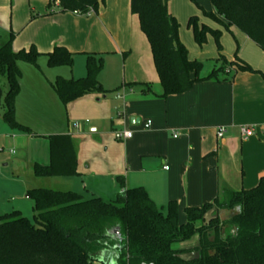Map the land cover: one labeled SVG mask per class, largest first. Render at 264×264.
Here are the masks:
<instances>
[{"label": "crops", "instance_id": "crops-1", "mask_svg": "<svg viewBox=\"0 0 264 264\" xmlns=\"http://www.w3.org/2000/svg\"><path fill=\"white\" fill-rule=\"evenodd\" d=\"M169 11L178 18L170 5ZM212 28L220 27L214 24ZM221 30L223 40L224 29ZM228 32L235 40L243 37L236 28ZM12 34L15 52L35 46L45 55L56 46H63L75 56L95 54L96 59L102 58L107 65L99 82L105 91H111L91 94L64 106L53 82L58 77L84 78L85 71L75 69L71 77L53 72L47 67L45 56L39 59L38 68L19 66L22 78L16 117L33 134L13 130L0 113V141L3 145L10 138L29 143L44 141L49 147V136L70 135L78 157V176L38 179L32 175V168L35 164L48 165L50 151L41 160L33 155L31 161L18 166L36 182L28 191H74L86 198L96 195L111 201L123 191V181L126 189L144 188L164 211L171 201H176L183 224L185 208L222 198L225 188L252 189L264 177L263 163L259 160L260 164H252L256 147L264 146V77L239 72L232 81L197 83L182 95L158 97L163 90L151 48L138 17L131 13L130 0H106L98 14L88 16L62 13L57 4L50 6L49 0H0V47ZM104 37L117 43L124 37L130 42L115 50ZM243 39L252 58L242 48L238 57L264 74V50L247 36ZM236 43L238 48L240 43ZM112 57L125 62L123 77L116 71L113 82ZM24 83L28 90L22 94ZM134 83L150 85L153 94L142 93L143 87H131ZM148 121L152 122L149 129ZM242 127H253L255 135L244 140ZM219 128L226 129L223 139L217 136ZM122 129L131 131L133 137L117 141L114 132ZM26 197L29 199L28 194ZM185 245L188 246H182Z\"/></svg>", "mask_w": 264, "mask_h": 264}, {"label": "trees", "instance_id": "trees-1", "mask_svg": "<svg viewBox=\"0 0 264 264\" xmlns=\"http://www.w3.org/2000/svg\"><path fill=\"white\" fill-rule=\"evenodd\" d=\"M62 13L88 16L98 14L106 0H49ZM214 11H202V16L227 31L236 28L264 50V0H211ZM170 0H130L131 13L138 17L153 55L154 66L162 87L158 97L182 95L195 84L219 81V73L233 68L235 73L257 72L238 57L228 63L224 56L223 31L201 23L191 16L187 26L200 47L211 35L219 57L208 77H202L203 63L191 59L181 42L180 23L169 11ZM14 34L0 47V77L8 84L4 95L0 86V105L4 102L3 121L13 130L33 134L30 127L16 117V99L21 90L20 63L39 67L45 56L49 68L72 67L75 54L56 46L41 54L35 46L28 50H13ZM87 75L80 79L56 78L52 87L64 106L85 96L109 94L99 82L103 59L86 54ZM126 57V54L124 55ZM260 73V72H259ZM262 74V73H261ZM264 77V74H262ZM142 93H152L150 85ZM50 162L35 164L32 175L38 179L70 178L79 175L77 150L70 135L48 137ZM114 200L99 196L84 197L74 191L34 188L28 191L33 202L34 220L21 212L0 213V264H264V177L252 189H224L217 197L199 207L184 209L186 221L180 224L179 206L171 201L165 211L158 208L144 188L126 189ZM230 212L229 217L225 213ZM198 238L199 245L189 252L196 259L183 257L187 251L177 249Z\"/></svg>", "mask_w": 264, "mask_h": 264}, {"label": "rangeland", "instance_id": "rangeland-1", "mask_svg": "<svg viewBox=\"0 0 264 264\" xmlns=\"http://www.w3.org/2000/svg\"><path fill=\"white\" fill-rule=\"evenodd\" d=\"M169 5L171 10L177 13V17H178L177 20L180 23L179 35L181 42L188 49L189 56L191 59L193 60L196 59L203 63L202 77H208L216 67H220L221 65H223L222 62H217L219 53L217 50L215 40L211 35H208L207 43L203 47H200L195 43L193 39L192 30L188 28L187 22L189 17L198 16L200 17V21L203 19L201 23L203 22L211 27H213L215 24L217 25L218 28L220 27L219 28L220 30L224 29V27H222L221 25L213 23L212 21L202 16V11L199 9L198 6L202 7L204 10L209 12L214 11L211 0H170ZM181 34H182V39H181ZM224 35H225L224 39L222 40V46H223L222 53L224 54V56L228 61V63L225 65L226 68H231L229 66V63L230 60L232 62V59L234 58V53L237 51L236 41L240 43L239 51L240 48H242L243 50L246 51V55L252 58L250 51L246 50L245 44H243V40H244L243 38H246L245 35L241 33L243 37L235 40V38H233V36L230 35L226 29H224ZM105 39L110 42L109 44L111 48L115 50H117L120 46L127 45L130 42L128 38H124V37H120V40L118 39L119 41L118 43L115 42L110 37H106ZM187 44L188 45L190 44V46H188ZM127 51H131V49L128 48ZM116 58L117 57H112L111 58L112 61L110 62V67L113 68L114 71V74L112 75L110 80L111 82H113L115 79L116 76L115 73L118 72V76L121 77H123L125 73V62L124 61L122 62L120 57H118L119 59ZM86 59H87L86 56H75L74 64L72 67L66 65L54 67V68H49L48 66L47 67L51 70L54 69L53 72H64L66 73V75H69V77L73 75L75 69L79 70L81 68L82 71H85L87 75ZM103 63L105 67V64L107 65V63H105L104 60ZM19 66L20 67L26 66V63H20ZM229 70H230L229 74L222 72L219 73L218 77L220 81L222 80L232 81L235 78L236 73L233 70V68ZM248 73L251 74L252 76H260L261 78L263 77L262 74L259 72H248ZM242 74H245V72ZM203 82H209V81H203ZM0 86L5 95L8 90V84L5 77H0ZM26 90H28V85L24 83V86L22 88V94L25 93ZM109 98L114 99L113 96H109ZM4 112H5V105L4 102H2L0 105V113H4ZM23 140L24 139L10 138L8 143L7 144L5 143L4 145L0 141V212L4 213V212H11L13 210H20L26 217H28V219L33 221L35 215L32 206L33 202L30 199H28L26 196L28 194V189L34 187L36 185V182L33 179L28 178L24 174L23 169L19 168L18 166L26 163L27 160L31 161L34 156L36 159L41 160L44 157L46 151L47 152L49 151L48 149L49 147H48V142L44 143V141H35L38 143H29L27 141L24 142ZM45 144L47 145L48 148L45 146ZM254 153L256 155V159L255 162L252 164H257L259 163L258 161L260 160L263 163L262 165H264V146H257ZM48 155L49 154L47 153V156ZM230 215H231L230 212L225 213V217H229ZM194 245L195 243L191 242V244L188 246L185 245L180 247L179 245H177L175 246V248L179 249L184 247H191Z\"/></svg>", "mask_w": 264, "mask_h": 264}, {"label": "built area", "instance_id": "built-area-1", "mask_svg": "<svg viewBox=\"0 0 264 264\" xmlns=\"http://www.w3.org/2000/svg\"><path fill=\"white\" fill-rule=\"evenodd\" d=\"M118 97L123 99L124 96L122 94H118ZM152 126V122L148 121L146 123V128L149 129ZM226 133L225 128H219L217 132V136L219 139H223L224 135ZM255 135V129L253 127H242L241 128V136L244 140H247ZM114 137L117 141H127L133 137V133L129 130L122 129V130H116L114 132ZM168 169V167H166Z\"/></svg>", "mask_w": 264, "mask_h": 264}, {"label": "water", "instance_id": "water-1", "mask_svg": "<svg viewBox=\"0 0 264 264\" xmlns=\"http://www.w3.org/2000/svg\"><path fill=\"white\" fill-rule=\"evenodd\" d=\"M191 242L192 243L194 242L195 245L194 246H191V247L180 248V249L189 252V251L194 250L196 247H198V245H199L198 238H195L194 240L187 242V244L190 245ZM183 257H185L188 260L196 259L198 257V253H196V252H190L189 254H186Z\"/></svg>", "mask_w": 264, "mask_h": 264}]
</instances>
